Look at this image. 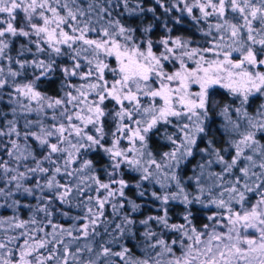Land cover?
I'll list each match as a JSON object with an SVG mask.
<instances>
[{
    "label": "snow or ice",
    "instance_id": "6c2138e0",
    "mask_svg": "<svg viewBox=\"0 0 264 264\" xmlns=\"http://www.w3.org/2000/svg\"><path fill=\"white\" fill-rule=\"evenodd\" d=\"M154 4L0 0V264H264V0Z\"/></svg>",
    "mask_w": 264,
    "mask_h": 264
},
{
    "label": "trees",
    "instance_id": "16d2710c",
    "mask_svg": "<svg viewBox=\"0 0 264 264\" xmlns=\"http://www.w3.org/2000/svg\"><path fill=\"white\" fill-rule=\"evenodd\" d=\"M145 7H155L156 8V16L159 17L158 21H154L153 15L151 13H146L143 17V23H156L157 28H156V35H162L163 34V29L160 27V24L162 22H167L169 26L173 27L174 29V34H184L188 35L189 34V29L191 27L190 24L185 21L186 26L181 27L180 25H174L173 22L169 19L168 15L163 13V10L154 4V0H145ZM172 16L177 15L175 12L171 14ZM141 21H133V24L135 26L136 23H140ZM44 87L50 92V94H54L56 89L59 87L58 83L53 85L52 87H49L47 84L44 85ZM130 196H134V190L132 192H129ZM183 208L182 206H174L171 210L172 213V219L174 221L179 220L180 213L182 212ZM154 211V206L146 207L144 209V212L141 215L147 214L149 212ZM61 223L67 224V221H60ZM199 226V225H198Z\"/></svg>",
    "mask_w": 264,
    "mask_h": 264
}]
</instances>
